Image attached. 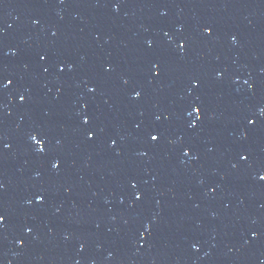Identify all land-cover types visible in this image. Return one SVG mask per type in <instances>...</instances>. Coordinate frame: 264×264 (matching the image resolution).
<instances>
[{
    "label": "water",
    "instance_id": "water-1",
    "mask_svg": "<svg viewBox=\"0 0 264 264\" xmlns=\"http://www.w3.org/2000/svg\"><path fill=\"white\" fill-rule=\"evenodd\" d=\"M262 176L264 0H0V264H264Z\"/></svg>",
    "mask_w": 264,
    "mask_h": 264
},
{
    "label": "snow or ice",
    "instance_id": "snow-or-ice-1",
    "mask_svg": "<svg viewBox=\"0 0 264 264\" xmlns=\"http://www.w3.org/2000/svg\"><path fill=\"white\" fill-rule=\"evenodd\" d=\"M206 31L210 32L211 30H210V29H206ZM41 59H44V57L41 56ZM62 70H63V69H61V71H62ZM154 70H155V68H154ZM157 74H158V73H157ZM8 83H11V81H9ZM193 84H194V86H195V85H196V82L193 81ZM6 86H7V85H4V87H6ZM139 95H140L139 92L135 93V96H136L137 98L139 97ZM22 99H23V97H22ZM200 111H201L200 107L193 106V108H192V112L195 113V114H197V116H199ZM88 122H89L88 119L85 118L84 123L87 124ZM248 123H249V124H254L255 121L252 120L251 118H249V119H248ZM192 126H193V127L195 126V121H193ZM88 136H89V138H92L93 134L90 132V133H88ZM158 137H159V134H158V133H156V134H150V139H151L152 141H156V140L158 139ZM31 139H32L33 141H37V137H36V135H33V136L31 137ZM37 142H38V141H37ZM186 152H187V150H186ZM241 159H242V160H246L247 157L244 156V155H241ZM53 166H54V167H57V165H55V164H54ZM260 178H261L262 180H264V176H262V177H260ZM0 187H2V185H0ZM136 199H140V196L137 195ZM37 200L42 202V201H43V197H37ZM4 219H5V217H4L3 215H0V221H3Z\"/></svg>",
    "mask_w": 264,
    "mask_h": 264
}]
</instances>
